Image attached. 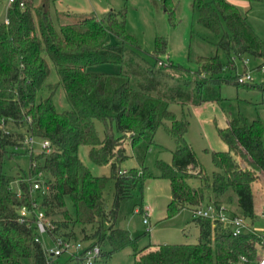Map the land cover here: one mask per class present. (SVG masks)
<instances>
[{
  "label": "trees",
  "instance_id": "1",
  "mask_svg": "<svg viewBox=\"0 0 264 264\" xmlns=\"http://www.w3.org/2000/svg\"><path fill=\"white\" fill-rule=\"evenodd\" d=\"M195 1L197 20L216 36L214 46L225 55V62L217 52L196 56L195 74H202V78L172 85L167 83L171 77L164 68L180 66L169 61L162 37H155L151 64H129L127 72L122 70L125 52L137 57L138 49L125 29L123 9L109 8L101 16L84 14L54 26L46 3L34 7L30 0L9 2L0 20V264H49L50 258L35 240L32 223L30 188L35 179L45 187L42 194L38 190L41 198L37 207L48 219L60 217V221L49 219L54 225L52 232L59 234V228L73 224L81 226V240L99 247V261L94 264H104L101 257L124 247L131 248L134 258L150 246L138 247L139 235L116 227L114 222L119 203L131 198L134 190L140 192L143 180L151 177L142 159L158 126H163L175 141L170 162L156 161L159 177L169 184L167 217L181 209L194 211L205 202L216 208L232 204L228 213L255 218L252 183L258 172L264 174L263 123L258 119L248 123L239 116L217 127L226 149L210 152L214 170L207 175L183 137L186 113L181 112L177 118L168 105L177 102L183 107L190 100L197 106L216 101L221 83L254 86L239 83L236 75L220 78L217 74L224 68L236 70L234 59H242L244 54L264 61V41L237 4L228 0ZM246 1L249 6L264 2ZM107 34L115 40L106 43ZM46 58L57 76L54 84L45 83ZM157 62L164 68H156ZM100 63L117 64L119 70H88ZM56 87L63 91L67 109L57 111L54 107L51 96ZM44 88L48 93L42 96ZM94 121L103 125L102 138ZM7 122L21 131L6 130ZM25 135L47 140L49 151L28 155V175L18 179L14 188L13 176L2 172L1 163L9 152L7 148L18 146ZM80 146L87 147L92 163L108 166V176L90 173L77 155ZM128 146L138 165L126 170L120 168V163L129 156ZM238 158L245 160L249 168L241 167ZM191 179L197 180V186L189 183ZM108 181L113 184L109 208L104 198ZM67 201L71 211L66 208ZM21 206L28 215H19ZM137 211L142 213V203ZM191 221L198 231L193 242L159 244L164 264H258L257 249L264 246L262 234L248 231L233 236L216 219L198 216ZM82 226H89L90 231L85 232ZM60 235L74 237L73 233ZM104 241L108 249L102 252ZM142 264L147 263L142 260Z\"/></svg>",
  "mask_w": 264,
  "mask_h": 264
},
{
  "label": "rangeland",
  "instance_id": "2",
  "mask_svg": "<svg viewBox=\"0 0 264 264\" xmlns=\"http://www.w3.org/2000/svg\"><path fill=\"white\" fill-rule=\"evenodd\" d=\"M34 7H39L42 3L47 4V10L53 20L54 26L60 22L73 21L84 14H94L101 16L109 8L123 9L125 13V29L132 35L138 44L135 50L136 56H131L127 52L124 54V65L122 70L128 71L129 64H140L145 62L151 64V52L154 50L155 37H162L166 41V52L169 61L173 65L180 66L179 69H165L164 64L156 63L155 67L164 68V72L170 75L167 81L169 85L174 82L201 79V75H196L197 65L196 56H208L217 52L220 60L225 62V55L216 50L214 43L216 36L208 29L201 26L197 20L195 0H30ZM9 0H0V20L4 18L5 9ZM245 13L251 27L257 35L264 41V2H254L244 8L239 6ZM67 13V14H66ZM36 14L34 18L36 19ZM115 38L107 34L106 43H111ZM128 50V48H127ZM242 59H234L236 70L229 71L227 68L217 74L220 78H227L232 75L240 77L243 73L249 72L251 87L236 86L228 83H221L218 89L219 99L211 102H203L193 106L191 101L183 104L171 102L168 109L176 117H180L181 112L186 113L187 127L183 135L185 141L191 146L198 162L204 172L210 175L214 170L211 162L210 152L225 150V144L219 139L216 128L223 127L225 122L233 117H243L248 123L255 119L260 120L264 125V61L261 58L244 54ZM48 75L45 83L54 84L57 76L51 62L46 58ZM91 72H117L119 66L112 63L94 64L88 68ZM53 87V86H51ZM48 93V88H44L42 96ZM52 103L57 111L67 109V103L60 87H56L51 96ZM168 125V122H165ZM94 127L99 138L103 137V125L99 121H94ZM4 128L12 132H20L21 128L7 122ZM264 148V133L261 138ZM40 140L35 138L31 145L21 142L16 147H8L6 158L2 160L1 170L4 174L13 176L14 188L18 179L26 178L28 173V155L37 154L40 151ZM175 148L174 138L167 133L163 126H158L153 134L152 143L145 151L142 165L151 177L145 178L138 189L133 191V196L121 201L117 208L114 225L118 228L127 230L132 235H139L137 246L142 247L149 242L154 243H181L193 242L198 234L197 229L192 223L191 212L189 209H181L172 216H166V205L169 201V184L166 179L159 177L156 161L161 160L169 163L171 152ZM87 147L80 146L77 155L81 162L86 166L92 175L108 176L109 168L107 165H95L87 157ZM129 155L120 163V168H137L136 160L131 156V149L126 148ZM241 167H248L242 158H238ZM257 179L252 183V192L256 190L264 192V175L257 173ZM192 186H197L196 179L189 180ZM113 184L111 181L105 186L104 198L105 206L109 208L112 202ZM31 198L40 202L38 190L30 191ZM145 202V203H144ZM256 217H244L250 230L255 233L264 232V199H256ZM139 203H144L152 207V212L148 222L143 224L142 213L137 211ZM207 205L203 202L202 208ZM226 209H233V205H225ZM66 208L71 211L69 201ZM51 221H60L59 216L49 218ZM52 226H54L52 224ZM83 227V226H82ZM150 228L146 231V228ZM81 226L73 224L66 228H59L58 233H73V239L80 241L82 246H87L90 241L81 240L79 234ZM85 232L90 231L89 226H84ZM69 237H71L69 235ZM72 238V237H71ZM264 239V235H263ZM44 241L47 240L44 238ZM108 249L104 241L101 251ZM132 251L130 247L101 257L104 264H133ZM264 249L261 252L263 256ZM260 257V258H261ZM99 261V259L97 260ZM49 264H81V261L69 257L67 253H62L57 257L49 259Z\"/></svg>",
  "mask_w": 264,
  "mask_h": 264
},
{
  "label": "built area",
  "instance_id": "3",
  "mask_svg": "<svg viewBox=\"0 0 264 264\" xmlns=\"http://www.w3.org/2000/svg\"><path fill=\"white\" fill-rule=\"evenodd\" d=\"M12 1V0H9ZM19 5H22V2H18ZM159 63V62H158ZM160 64V63H159ZM251 79L249 72L243 73L238 77L239 83L248 82ZM23 143L31 145L35 142V138L31 135H25ZM40 150L49 151V142L47 140H40L39 143ZM39 176V175H37ZM30 190H39L40 193H44L45 187L42 186L39 179H35L31 185ZM32 206V216H33V226L35 227L36 237L35 240L41 243L43 247L44 254L49 258L57 257L62 253H67L69 257L78 259L81 261V264H94L99 259V247L97 245L93 246H82L80 241L74 240L70 237H66L60 234L53 233V227L50 220L45 216L44 212L37 207V202L34 200L31 203ZM28 210L21 206L19 209L20 216L28 215ZM192 217H206L210 220L216 219L221 222L224 226L230 230L231 235L237 236L245 232H255L249 229L245 218L241 215H233L228 213L225 207L222 205L218 208L214 207L212 204H207L205 207L198 208L194 211H191ZM264 215V212H262ZM141 222L143 224L147 223L146 212L142 210ZM149 227L146 228V231H149ZM264 235V232L263 234ZM44 238L47 240L44 241ZM244 260V258H242ZM258 264H264V257H261L258 260Z\"/></svg>",
  "mask_w": 264,
  "mask_h": 264
},
{
  "label": "crops",
  "instance_id": "4",
  "mask_svg": "<svg viewBox=\"0 0 264 264\" xmlns=\"http://www.w3.org/2000/svg\"><path fill=\"white\" fill-rule=\"evenodd\" d=\"M228 1H230L234 4H237L238 6H244V8L249 6L248 2L246 0H228ZM252 193H253V210H254V214L256 217V202L255 201H256V199L257 200L261 199L262 203H263L264 192L260 193L259 191L256 190V187H255L253 189ZM144 203H142V210L146 212V219L148 222V218L152 212V207L147 205V204H144ZM225 209H226V207H225ZM191 217H192V215H191ZM148 244L150 246H147L146 248H144L143 250L138 252V254H136V256L134 258L132 257L133 264H142V260L145 261V263H147V264H164L163 258H162V248L159 246V244H163V243L149 242ZM263 249H264V246L258 247L257 258H260L262 256L261 252ZM263 256H264V253H263Z\"/></svg>",
  "mask_w": 264,
  "mask_h": 264
}]
</instances>
